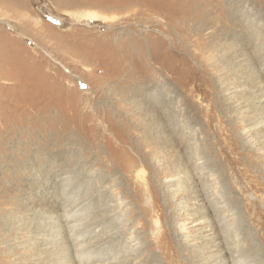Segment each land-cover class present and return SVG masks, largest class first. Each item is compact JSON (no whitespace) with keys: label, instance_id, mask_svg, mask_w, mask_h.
Returning a JSON list of instances; mask_svg holds the SVG:
<instances>
[{"label":"rangeland","instance_id":"1","mask_svg":"<svg viewBox=\"0 0 264 264\" xmlns=\"http://www.w3.org/2000/svg\"><path fill=\"white\" fill-rule=\"evenodd\" d=\"M60 263L264 264V0H0V264Z\"/></svg>","mask_w":264,"mask_h":264},{"label":"bare ground","instance_id":"2","mask_svg":"<svg viewBox=\"0 0 264 264\" xmlns=\"http://www.w3.org/2000/svg\"><path fill=\"white\" fill-rule=\"evenodd\" d=\"M86 18H88L89 20H98V19H103V18H101V17H99L98 15H96V14H92V13H90V14H88L87 15V17ZM89 23V22H88ZM139 175H141L140 173H139ZM184 227V226H183ZM203 232V231H202ZM202 234V233H201ZM72 235V234H71ZM199 236V235H198ZM209 237V236H208ZM213 237V236H212ZM216 239V238H215ZM210 240V239H209ZM215 241V240H214ZM212 243V242H211ZM214 243V242H213ZM211 245V244H210ZM205 246V245H204ZM68 248V247H67ZM205 249V248H204ZM218 249V248H217ZM209 250V249H208ZM214 250V249H213ZM215 251V250H214ZM207 253V252H206ZM61 258V257H60ZM217 258V257H216ZM77 260V259H76ZM91 261V260H90ZM79 263V262H78ZM77 263V264H78ZM80 263H81V261H80ZM225 263H226V261H225ZM242 263V262H241ZM61 264V263H60ZM229 264V263H228Z\"/></svg>","mask_w":264,"mask_h":264}]
</instances>
